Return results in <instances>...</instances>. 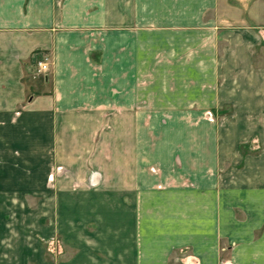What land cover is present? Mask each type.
Listing matches in <instances>:
<instances>
[{
	"label": "crops",
	"instance_id": "1",
	"mask_svg": "<svg viewBox=\"0 0 264 264\" xmlns=\"http://www.w3.org/2000/svg\"><path fill=\"white\" fill-rule=\"evenodd\" d=\"M35 53L49 58L44 75L35 73ZM156 66L163 96L186 108L177 115L228 108V115L254 117L246 130L264 131V0H0V156L11 162L15 156L5 149L23 148L18 156L31 162L40 156L34 150L67 148V170L87 163L88 149L104 147L103 116L120 107L121 91L127 88L129 106L135 99L136 69L150 72ZM170 68L175 79H168ZM184 100L195 111L189 112ZM178 126L177 140L184 131ZM226 144L236 148L240 162L241 144ZM169 153L143 156L141 163L158 162L166 169L173 163ZM194 164L192 187L183 185L186 173L159 178L136 172L134 179L167 213L161 252L143 258L168 264L171 253L188 247L177 264H258L264 236L253 240L250 234L263 217L261 224L255 218L241 225L231 212L251 203L255 217L262 216L264 170L225 174L224 187ZM86 171L70 174L67 188L71 181L91 186L99 179V173L89 177ZM159 179L174 186L155 189ZM2 248L0 264H24L16 254L3 255Z\"/></svg>",
	"mask_w": 264,
	"mask_h": 264
},
{
	"label": "rangeland",
	"instance_id": "2",
	"mask_svg": "<svg viewBox=\"0 0 264 264\" xmlns=\"http://www.w3.org/2000/svg\"><path fill=\"white\" fill-rule=\"evenodd\" d=\"M155 53V60H159V51ZM149 70L136 69L135 99L130 106L124 99L125 88L121 91L120 107L104 114V147L88 149L87 163L72 164L67 170V148H56V154L52 149L34 150L40 156L29 158L31 162H23L28 158L22 161L18 156L23 148L5 149L15 158L5 162L6 158L0 156L4 161H0V223L9 225L0 227L3 255L16 254L24 264H160V260L156 263L143 257L147 252H161L160 227L165 224L167 213L160 211V199L134 179L136 172L159 178L170 175L169 172L186 173L183 185L192 187L190 173L197 171L194 163L198 162L201 171L219 177L218 183L225 187L229 185L222 179L225 174L264 170V140L259 139L264 131L257 134L245 129L254 117L228 115V108L179 116L176 111L184 107L176 106V100L161 93V69L156 66ZM168 71V79H175L170 73L173 69ZM184 102H189V112L195 111L191 101ZM179 123L184 125V131L177 140ZM186 139L188 147L183 146ZM171 140H176L174 145ZM231 141L241 144L240 162L234 155L236 148L226 144ZM158 151L174 155L171 167L162 169L158 162L141 163L143 156H154ZM235 152L239 157L240 153ZM84 170L89 177L99 173V179L92 180L91 186L87 181H71L67 188V177L82 175ZM101 181L103 184L92 185ZM166 182L159 179L154 188L168 187L170 183ZM173 184L174 181L170 185ZM235 209L231 215L241 225L255 218L261 224V218L264 219V211L262 216L255 217L251 203ZM262 223L252 228L253 240L264 236ZM188 251L185 247L171 253L167 263L181 262ZM257 263L264 264V259Z\"/></svg>",
	"mask_w": 264,
	"mask_h": 264
},
{
	"label": "built area",
	"instance_id": "3",
	"mask_svg": "<svg viewBox=\"0 0 264 264\" xmlns=\"http://www.w3.org/2000/svg\"><path fill=\"white\" fill-rule=\"evenodd\" d=\"M35 73L37 75H44L49 69V58L45 53H35L34 57ZM221 264H232L230 261H224Z\"/></svg>",
	"mask_w": 264,
	"mask_h": 264
}]
</instances>
